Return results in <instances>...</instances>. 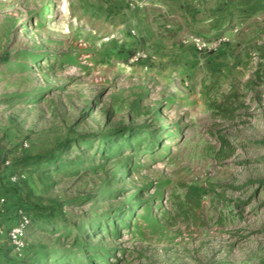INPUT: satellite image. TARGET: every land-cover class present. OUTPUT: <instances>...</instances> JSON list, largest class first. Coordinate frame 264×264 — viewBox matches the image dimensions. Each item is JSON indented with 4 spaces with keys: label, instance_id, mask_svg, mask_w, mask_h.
<instances>
[{
    "label": "rangeland",
    "instance_id": "1",
    "mask_svg": "<svg viewBox=\"0 0 264 264\" xmlns=\"http://www.w3.org/2000/svg\"><path fill=\"white\" fill-rule=\"evenodd\" d=\"M1 194L0 264H264V0H0Z\"/></svg>",
    "mask_w": 264,
    "mask_h": 264
},
{
    "label": "trees",
    "instance_id": "2",
    "mask_svg": "<svg viewBox=\"0 0 264 264\" xmlns=\"http://www.w3.org/2000/svg\"><path fill=\"white\" fill-rule=\"evenodd\" d=\"M150 135H151L150 132L147 131V130H145L143 132V134H137V135L135 134V136H133V138L131 140H126V142L124 141V138H122V137H120V140L119 141L118 140H115L114 138H103V140H102L103 142L111 140V145L113 144L111 146V150L110 151H108V149H107L106 146H104L105 148L101 149L103 153H104V151H107V154L109 155L108 157H103V158H105L106 160H110L114 156L122 155L124 148H137V150H136V152H137V151L141 150V147L143 145H145L147 147V148H144V149H146V151H151V148H152V145L153 144L151 143V138L152 137ZM136 140L138 141L136 146H132V144H134V143H129V142H132V141L134 142ZM122 142H123V144H120ZM112 154H114V155H112ZM36 159H37V161L34 164H31V165L32 166L33 165H45L46 166V170L54 169V168L57 167V169H59L60 172H61L62 171L61 169L66 168V169L71 170L75 166V164L73 162L72 163H66L65 164L64 162H60V160L58 158L53 159L52 157H50V158H47V157H38ZM127 161L128 160H126V162H125L124 165H127L128 164ZM94 170H95V168L92 169V171H94ZM126 170H124V171H126ZM20 175L23 176L22 174H20ZM21 180H22V178L20 179V181ZM16 184H13V185H16ZM3 195L7 196L8 197V200H9V195H6V194H3ZM9 203H10V200H9ZM139 204H140V202H136L135 203V205H137V206ZM18 209H23L27 213L26 209L24 207H22V206H18L17 208H10V205H8V213H13V212L15 213V211H17ZM50 224H51V222L49 221L48 218H46L40 224H38V226L45 228V227H47ZM33 225H34V223H33V219H32V226ZM109 226L110 227H113L115 229V231H117L118 224H116V223L113 222V224H110ZM103 231H105V229ZM108 232H110V231L108 230ZM81 247L82 246H79V249ZM11 250H12V248H11ZM46 260H47L46 253H43V258L40 259V260H38L37 263H44V262H46ZM87 263L89 264L90 263V260H87Z\"/></svg>",
    "mask_w": 264,
    "mask_h": 264
},
{
    "label": "built area",
    "instance_id": "3",
    "mask_svg": "<svg viewBox=\"0 0 264 264\" xmlns=\"http://www.w3.org/2000/svg\"><path fill=\"white\" fill-rule=\"evenodd\" d=\"M27 147V144L25 145ZM12 165L11 160L4 162L5 167ZM23 176L20 174H14L10 177V182L16 184L20 181ZM9 200L8 197L0 195V237L4 234L7 235L9 245L13 252L16 254H22L27 248L29 231L32 228V218L23 209L15 211L14 216L16 217L14 225L6 230L5 226L1 223V219L8 213Z\"/></svg>",
    "mask_w": 264,
    "mask_h": 264
}]
</instances>
